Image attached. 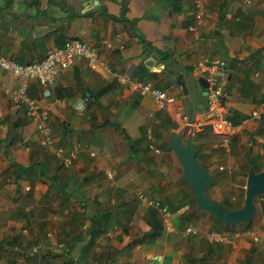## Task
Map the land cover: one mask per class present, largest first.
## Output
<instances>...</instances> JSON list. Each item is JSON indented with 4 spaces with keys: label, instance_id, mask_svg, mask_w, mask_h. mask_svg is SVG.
Here are the masks:
<instances>
[{
    "label": "crops",
    "instance_id": "1",
    "mask_svg": "<svg viewBox=\"0 0 264 264\" xmlns=\"http://www.w3.org/2000/svg\"><path fill=\"white\" fill-rule=\"evenodd\" d=\"M202 2L198 17L194 0H99L101 11L62 0H0L1 54L27 64L81 40L111 70L93 71L76 56L48 96L37 80L28 81L60 156L44 146L25 106L5 94L21 79L0 70V264H264V217L226 227L198 210L190 186L178 181L180 164L164 145L171 131L184 129L186 110L174 83L153 71L151 56L139 58L147 43L195 76L225 61L222 114L235 132L206 124L185 141L213 178L209 195L242 205L244 194L241 201L236 192L245 186L248 162L264 170V116H251L264 102V0ZM117 74L175 100L151 115L152 97L129 90ZM161 207L170 212V229ZM189 225L198 232L185 233ZM210 231L239 236L211 243Z\"/></svg>",
    "mask_w": 264,
    "mask_h": 264
},
{
    "label": "built area",
    "instance_id": "2",
    "mask_svg": "<svg viewBox=\"0 0 264 264\" xmlns=\"http://www.w3.org/2000/svg\"><path fill=\"white\" fill-rule=\"evenodd\" d=\"M197 8V16H202V0H194ZM192 29V27H190ZM76 56L84 57L90 69L97 72H110L108 65L104 59L98 54L95 48L81 40H70L60 48L51 49L46 57L40 61L27 64H21L12 58L0 53V70L10 73L13 77L21 79V86L18 88H5V94L15 105L25 106L26 114L33 120L35 128L43 135L44 146L56 156L63 153V148L56 147L53 144V135L50 127L47 125L46 112L39 110L37 101L29 96L27 92V83L31 79H35L43 88V95L50 94V87L53 85L56 76L63 69L68 68L74 61ZM208 87V110L204 113L203 119L195 118L191 120L187 114L183 115L184 129L187 128V135H195L206 124H211L217 132L229 135L235 132V127L223 116L221 96L223 94L222 82L227 75V66L225 61L216 60L206 65ZM116 75V73H113ZM118 80L127 85L128 89L140 95L151 96L154 103V109L150 112L153 115L156 111L165 107L167 103H173L175 98L170 96L165 90H162L151 83H144L138 79L132 78L128 74H117ZM79 106L84 107L83 104ZM253 118L264 116V102L259 109L251 112ZM76 157L75 151L65 158V164L69 165ZM139 199L146 201V197L140 193ZM161 214L164 225L170 229L168 225L170 212L165 207H161ZM198 230L189 225L185 229V233L196 234ZM239 236V233H219L216 231L208 232L205 237L211 243L226 244Z\"/></svg>",
    "mask_w": 264,
    "mask_h": 264
},
{
    "label": "water",
    "instance_id": "3",
    "mask_svg": "<svg viewBox=\"0 0 264 264\" xmlns=\"http://www.w3.org/2000/svg\"><path fill=\"white\" fill-rule=\"evenodd\" d=\"M62 2L66 7L69 4L82 7L91 4L94 11H101L102 9V5L98 4L99 0H62ZM85 12L87 9L81 10L79 14ZM145 44L139 58L144 61L151 56L154 63L158 64L153 68V71H161L174 83L183 101L185 114L191 120L195 119L197 113L204 114L208 110L209 82L207 77L205 75H193V72L188 71L183 64L176 62L173 57L162 58L161 54L149 48L147 43ZM152 59L147 61L151 62ZM186 135L187 128L171 131L168 134V148L174 153L181 167L178 181L181 180L189 184L191 194L196 201V208L209 213L225 226L251 220L257 209L254 199L264 193V170L256 172L252 167L249 168L243 204L235 209L228 208L209 195L208 189L213 183V178L207 168L198 161L196 150L186 144Z\"/></svg>",
    "mask_w": 264,
    "mask_h": 264
},
{
    "label": "trees",
    "instance_id": "4",
    "mask_svg": "<svg viewBox=\"0 0 264 264\" xmlns=\"http://www.w3.org/2000/svg\"><path fill=\"white\" fill-rule=\"evenodd\" d=\"M135 73H136V75H138V76L140 75V74H139V73H140V71H139V67L136 68ZM22 140H23V139H20V141H22ZM186 144H187L188 146L194 147L193 144L190 143L189 141H187ZM164 147L168 150V142L165 143ZM197 159H198V158H197ZM254 161H255V159H253L252 162H251V160H250V162H248V164H247V169H246V173H248L250 167H252L256 172L261 171V170L258 168V166L255 164ZM253 162H254V163H253ZM184 183L189 187V184H188V183H186V182H184ZM189 195L192 196L194 202H196L195 199H194V197H193V195L190 193V191H189ZM259 199H263V200H262L261 202H259V203H260V205H261L262 210L264 211V193H262V194L258 195L257 197H255V199H254L255 204H257V202H258ZM221 203H222V202H221ZM222 204H223L224 206L228 207V208H231V209H235V208H238V207L241 206V205H239V206H232V205L227 204V203H222ZM212 217H213V216H212ZM213 218H214V217H213ZM214 219H215V218H214ZM90 220H91L92 224H91L90 227L86 230V232L89 233V234L91 235L90 240H89V243H91V242L93 241V239L95 238V233H94V231H93V227H94V218H92V219H90ZM215 220H216L217 222H219L217 219H215ZM219 223L221 224V222H219ZM251 223H252V220H249V221L245 222L244 224L250 226ZM226 227H227V226H226ZM93 233H94V234H93ZM153 234H154V233H153ZM4 243H5V241L3 240V241L1 242V244H4Z\"/></svg>",
    "mask_w": 264,
    "mask_h": 264
},
{
    "label": "rangeland",
    "instance_id": "5",
    "mask_svg": "<svg viewBox=\"0 0 264 264\" xmlns=\"http://www.w3.org/2000/svg\"><path fill=\"white\" fill-rule=\"evenodd\" d=\"M147 80V77L145 78ZM145 82V80H143ZM244 183V182H242ZM210 189V188H209ZM208 189V191H209ZM245 193V186L244 188H240L239 190V193L236 192V195L239 196V199H241L242 201V198H243V194ZM263 199H259L256 206H257V209H256V213L254 214V216L252 217V222H255L256 219H261L262 217H264V214H261V213H264V211L262 210L261 208V205L259 202H261ZM240 204V203H239Z\"/></svg>",
    "mask_w": 264,
    "mask_h": 264
}]
</instances>
